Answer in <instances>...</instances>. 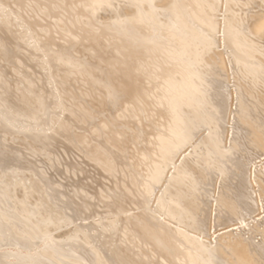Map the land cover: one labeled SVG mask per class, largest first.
Instances as JSON below:
<instances>
[{
    "label": "bare ground",
    "instance_id": "bare-ground-1",
    "mask_svg": "<svg viewBox=\"0 0 264 264\" xmlns=\"http://www.w3.org/2000/svg\"><path fill=\"white\" fill-rule=\"evenodd\" d=\"M0 9V264H264V0Z\"/></svg>",
    "mask_w": 264,
    "mask_h": 264
},
{
    "label": "rangeland",
    "instance_id": "rangeland-1",
    "mask_svg": "<svg viewBox=\"0 0 264 264\" xmlns=\"http://www.w3.org/2000/svg\"><path fill=\"white\" fill-rule=\"evenodd\" d=\"M6 10H8V7H6ZM1 9H0V13H1ZM101 22L104 23V18H102ZM17 28H20L19 26ZM42 29H46V26L45 27H42ZM36 31V30H35ZM220 228V227H217V229Z\"/></svg>",
    "mask_w": 264,
    "mask_h": 264
}]
</instances>
